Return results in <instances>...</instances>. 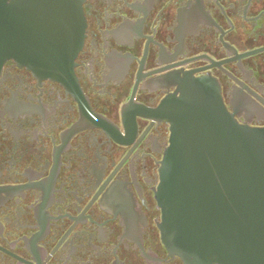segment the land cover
<instances>
[{
    "label": "flooded vegetation",
    "instance_id": "1",
    "mask_svg": "<svg viewBox=\"0 0 264 264\" xmlns=\"http://www.w3.org/2000/svg\"><path fill=\"white\" fill-rule=\"evenodd\" d=\"M66 76L0 57V264H184L158 193L186 78L264 128V0H79Z\"/></svg>",
    "mask_w": 264,
    "mask_h": 264
},
{
    "label": "water",
    "instance_id": "2",
    "mask_svg": "<svg viewBox=\"0 0 264 264\" xmlns=\"http://www.w3.org/2000/svg\"><path fill=\"white\" fill-rule=\"evenodd\" d=\"M79 0H0V57L61 77L84 42ZM158 193L162 239L184 264H264V128L242 125L219 84L186 78Z\"/></svg>",
    "mask_w": 264,
    "mask_h": 264
}]
</instances>
